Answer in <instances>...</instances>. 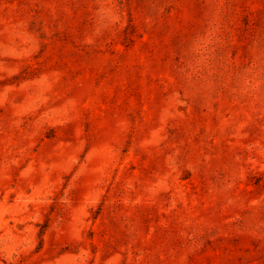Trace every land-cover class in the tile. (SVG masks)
<instances>
[{"label":"rangeland","instance_id":"rangeland-1","mask_svg":"<svg viewBox=\"0 0 264 264\" xmlns=\"http://www.w3.org/2000/svg\"><path fill=\"white\" fill-rule=\"evenodd\" d=\"M0 264H264V0H0Z\"/></svg>","mask_w":264,"mask_h":264}]
</instances>
